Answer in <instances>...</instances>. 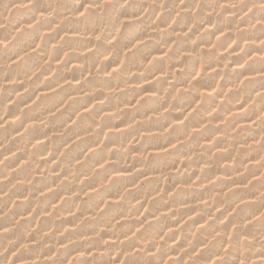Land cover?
I'll list each match as a JSON object with an SVG mask.
<instances>
[{"label":"clouds","instance_id":"9594fccd","mask_svg":"<svg viewBox=\"0 0 264 264\" xmlns=\"http://www.w3.org/2000/svg\"><path fill=\"white\" fill-rule=\"evenodd\" d=\"M0 264H264V0H0Z\"/></svg>","mask_w":264,"mask_h":264}]
</instances>
